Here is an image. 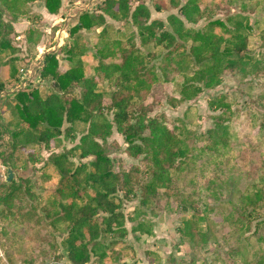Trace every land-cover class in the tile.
I'll return each mask as SVG.
<instances>
[{"label":"trees","instance_id":"trees-1","mask_svg":"<svg viewBox=\"0 0 264 264\" xmlns=\"http://www.w3.org/2000/svg\"><path fill=\"white\" fill-rule=\"evenodd\" d=\"M38 1H44L50 14L57 15L62 7V0H0V140L9 134L8 122L20 123L10 132L11 139L0 144V150L6 147L0 157L13 170L22 169L26 166V162H19L22 154L27 153L28 161L34 164L39 162L41 150L58 148L63 136H79L71 150L50 156L44 173L51 184L48 199L39 207L51 235H65L60 247L70 264H115L121 260L117 246L129 231L119 194L128 198L138 187L143 191L142 207L137 208L132 220L145 214L143 207L153 212L158 209L159 214L172 212V202L177 201V209L189 215L177 230L193 253H201L212 239L211 215L217 212L202 196L208 193L219 201L228 189V175L222 176L234 156L230 153L234 135H230L229 127L218 125L208 131L210 138L202 146L200 139L191 144L185 128L176 124L170 127L165 120L148 117L151 108L144 104L148 98L162 95L168 84L180 86V98L164 94V99L177 106L219 86L227 73L242 78L264 74V56L252 53L250 39L255 29L264 44V17L256 19L254 25L249 17L253 12L259 14L260 0H241L235 14L231 10L238 0H151L158 13H169L166 23L152 20L149 7L134 6L136 0H105L97 12L80 14L60 57L54 52L45 55L41 70L44 85L9 92V85L18 84L22 77V52L15 43L19 35L14 24L22 19L29 21L26 38L35 52L41 35L34 25L42 17L31 12V5ZM220 14L225 18L218 17ZM108 18L124 23V29L109 25ZM202 22L203 27L196 28ZM94 29L99 30L97 45L82 33ZM76 88L79 97L73 95ZM226 99L220 95L211 107L230 110ZM261 101L264 104V93ZM261 114L263 122L256 127L264 141V111ZM113 130L124 136L132 158L143 157L145 170L136 165L115 169L104 145ZM76 157L93 160L77 164L73 160ZM225 157L231 158L225 161ZM207 172L213 177L201 191L183 192L187 184L195 183V176H203L205 181ZM186 173L193 177L180 187L175 176ZM261 183L264 188V179ZM262 187L240 194V205L224 217L229 229L222 233L224 237L239 241L254 221V235L264 247ZM4 189L0 204L10 206L19 199L20 208L25 209L19 215H28L24 221L42 224L43 218L33 217L28 206L22 205L21 185L11 182ZM150 224L139 221L131 232L152 236ZM127 250L133 258L136 256L132 247ZM154 254L147 252L149 258ZM250 264H264V251Z\"/></svg>","mask_w":264,"mask_h":264},{"label":"rangeland","instance_id":"rangeland-1","mask_svg":"<svg viewBox=\"0 0 264 264\" xmlns=\"http://www.w3.org/2000/svg\"><path fill=\"white\" fill-rule=\"evenodd\" d=\"M105 0H62L61 10L54 17H42L46 7L44 1H40L31 6V12L40 15L35 25V29L40 33L39 51L33 50L32 46L27 43L25 29L30 23L21 20L22 25L18 29L22 30L21 35L16 39V45L21 49V59L19 63L22 73L21 81L18 84H11L8 87L9 92H15L18 88L44 85L41 80V70L44 64V57L50 52L57 53L61 56L60 50L71 41L70 30L78 21L82 12L95 13L102 6ZM185 3L186 0H183ZM242 1L238 0L237 4L231 10L232 14L238 13ZM145 4L151 11V19H160L166 23L169 13H158L151 0H136L134 6ZM173 13L178 14L177 10ZM225 18L223 14L218 16ZM250 23L254 25L256 19L264 17V0H260L259 14L253 12L250 14ZM109 25L115 29H124V23L115 22L108 18ZM204 22L196 25L201 29ZM85 38L92 44L97 45L96 36L98 29L82 31ZM259 32L254 29L251 34V43L253 45V54L257 57L264 56V44L258 39ZM41 55V56H40ZM40 56V57H39ZM264 84V74L253 77L242 78L236 73H227L219 86L207 89L200 93L194 99L184 102L180 105L173 106L171 102L164 99V94L175 98H180V86L165 85L162 95L150 97L145 102V107L151 108L148 117L165 120L170 127L173 124L180 125L186 129L191 144L200 139L202 146L206 139L208 131L217 128L218 125L229 127L231 137L230 153L233 158L225 170L228 175V189L224 190L219 201H215L208 193H204L202 200L208 202L216 209V214L211 215L210 234L212 239L201 253H193L190 243L180 235L178 228L183 226L182 222L189 218V215L177 209V201L172 202L174 211L156 212L142 208L143 214L139 220L134 221L136 210L141 206L143 191L138 187L135 193L125 198L124 193L119 196L123 200V212L126 216V228L128 236L117 246L121 251L122 258L115 264H250L258 260V254L264 251V247L257 242L254 235L255 222L251 223L250 230L239 241L231 240V236H223L227 233L228 228L224 217L235 206L240 205L239 197L242 192L248 189L255 190L262 187L261 180L264 179V141L261 140L259 125L263 122L262 112L264 104L262 103V85ZM101 89L105 85L100 82ZM73 95L80 96V90L74 89ZM220 95L226 96V103L231 106L230 110L214 109L211 103ZM1 97V96H0ZM1 106V101H0ZM3 110V108L1 109ZM112 119V115L110 116ZM10 120V116L7 117ZM20 123L14 120L8 122L7 129L9 134L2 136L0 144L3 146L9 141L10 132L16 131ZM149 132H147V135ZM187 136V134H185ZM221 137L218 136L217 139ZM79 136L76 138L62 137V142L56 149L41 150L39 153V162H29L27 153L20 156L19 162H26L24 168L13 170L0 157V196L5 193L4 185L15 182L22 186L23 200L22 205L28 206L31 215L43 218L42 224L35 221H24L28 215L24 208H20L19 199L14 200L10 206L4 203L0 204V264H70L66 253L60 247L61 239L65 236L61 232L51 235V229L46 224L44 213L39 210L46 204L48 199V189L51 184L45 178L44 173L47 171L46 164L53 153H63L71 150L77 145ZM107 147L108 155L114 160L116 170H122L121 167L129 168L133 165L139 166L145 170L146 166L142 163L143 157L139 159L132 158L127 153L128 145L124 136L113 130L111 137L104 143ZM6 147L0 150L4 151ZM224 158V157H223ZM223 158L221 160H223ZM231 157H225L228 161ZM77 164L91 161L93 159L81 160L79 157L73 159ZM220 162V160H219ZM214 164V163H213ZM9 170L12 171L13 179L8 182ZM208 178L203 181V176L194 177V184H187L183 188L184 193L193 190L203 189L205 182L213 174L207 172ZM177 184L181 187L185 180L191 176L189 173L175 176ZM263 188V187H262ZM30 189L31 193L28 192ZM264 189V188H263ZM264 193V192H263ZM34 196L33 198H31ZM22 197V196H21ZM142 207V206H141ZM177 209V210H176ZM37 211V212H36ZM146 211V212H145ZM36 212V214H35ZM264 212V210H263ZM146 220L151 223L153 232L152 236H147L142 232L132 233L133 227H136L139 221ZM132 247L136 251L133 258L131 252L126 248ZM233 249L228 252L229 249ZM147 252L155 253L151 258ZM236 252L239 256L236 257ZM175 255V256H174ZM128 260L124 261L126 257ZM173 256L175 258H173ZM218 259V260H217ZM124 261V262H123ZM128 261V262H127Z\"/></svg>","mask_w":264,"mask_h":264},{"label":"crops","instance_id":"crops-1","mask_svg":"<svg viewBox=\"0 0 264 264\" xmlns=\"http://www.w3.org/2000/svg\"><path fill=\"white\" fill-rule=\"evenodd\" d=\"M38 2H40V1H38ZM38 2H35V3H33L32 5H34V4L38 3ZM32 5H31V6H32ZM45 9H46V8H45ZM41 15H42V17L46 18L47 15L50 16V17H54L53 15H55V14H50V13L47 11V9H46L45 13H41ZM22 20H25V19H22ZM20 21H21V20H19L17 23L14 24L15 30H16V32L18 33L19 36L21 35L22 30L18 29V26L23 24V23H21ZM26 21H27V20H26ZM28 22H29V21H28ZM28 27H29V26L26 27V29H25V33H26ZM19 36H18V37H19ZM38 43H39V42H38ZM36 50H37V51L40 50L39 44H37V46H36ZM40 56H41V55H40ZM40 56H39V57H40ZM18 89H20V88H18ZM18 89H17V90H18ZM154 234H156V232H154Z\"/></svg>","mask_w":264,"mask_h":264},{"label":"water","instance_id":"water-1","mask_svg":"<svg viewBox=\"0 0 264 264\" xmlns=\"http://www.w3.org/2000/svg\"><path fill=\"white\" fill-rule=\"evenodd\" d=\"M8 174H9V177H8V182H11L12 181V179H13V174H12V171L11 170H9V172H8Z\"/></svg>","mask_w":264,"mask_h":264}]
</instances>
